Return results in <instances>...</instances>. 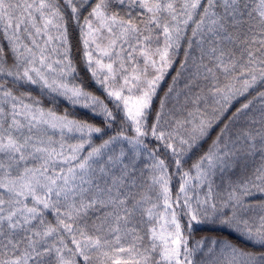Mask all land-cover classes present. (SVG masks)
I'll list each match as a JSON object with an SVG mask.
<instances>
[{"label": "snow or ice", "instance_id": "obj_1", "mask_svg": "<svg viewBox=\"0 0 264 264\" xmlns=\"http://www.w3.org/2000/svg\"><path fill=\"white\" fill-rule=\"evenodd\" d=\"M0 264H264V0H0Z\"/></svg>", "mask_w": 264, "mask_h": 264}]
</instances>
